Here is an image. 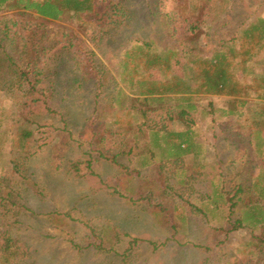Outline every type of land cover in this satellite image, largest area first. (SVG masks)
I'll use <instances>...</instances> for the list:
<instances>
[{
  "label": "rangeland",
  "instance_id": "rangeland-1",
  "mask_svg": "<svg viewBox=\"0 0 264 264\" xmlns=\"http://www.w3.org/2000/svg\"><path fill=\"white\" fill-rule=\"evenodd\" d=\"M127 8V25L108 35H98V31L113 26L114 16L109 10L100 23H88L85 34L75 25L62 24L79 36L73 42L93 51L105 66L108 79L100 88L96 79L85 80L74 73V52L57 51L46 60L40 86L46 88L52 111L41 109L42 113L34 117L38 125L31 148L36 150L22 164V176L12 173L11 181L0 183V197L6 196L11 186L15 192V204L8 197L0 209V235L7 232L23 245L25 254L19 264H229L234 259L239 264H264V244L242 249L247 240L242 230L230 232L228 237L220 234L223 242L211 244L210 226H216L218 220L205 223L199 215L189 213L187 231L173 232L157 222L148 200H135L137 197L124 189L126 182H117L136 161L127 151L132 141L124 145L119 121L141 119L132 111L111 114L108 96L113 91L110 89L122 85L118 61L129 46L145 40L159 48H174L181 62L188 61L191 53L210 57L215 50L230 45L233 37L240 46V29L264 18V0H129ZM173 12L190 20L199 18L202 35L189 38L187 32L171 36L166 22ZM17 18L21 17L14 12H0V37L4 24ZM54 22L44 24L50 34L58 30ZM254 52L255 70H264V46ZM15 88L12 85L0 92V117L9 120L3 125L6 134L0 138V176L4 173L8 179L9 171L4 169L8 164L3 170L1 165L11 154L10 138L17 129L20 108L10 92ZM193 98L198 105L191 114L197 139L203 142L209 157L220 161L229 186L248 183V168L258 158L245 134L253 112L264 109V100L248 97L241 116H221L219 110L230 107V96L197 93ZM183 121L176 118L172 127L184 128ZM123 149L125 152H121ZM239 158L244 162L237 169L238 163L232 161ZM198 178L194 191L189 185L183 187L184 198L194 201L200 197L197 189H205L206 177ZM248 197L249 193L241 195L232 220L240 215L241 202Z\"/></svg>",
  "mask_w": 264,
  "mask_h": 264
},
{
  "label": "trees",
  "instance_id": "trees-1",
  "mask_svg": "<svg viewBox=\"0 0 264 264\" xmlns=\"http://www.w3.org/2000/svg\"><path fill=\"white\" fill-rule=\"evenodd\" d=\"M128 4L129 0H0V12L6 10L21 17L9 20L10 24L6 22L0 37V92L16 85L10 92L15 94L20 108L15 120L17 129L10 138L11 154L1 165L2 169L8 164L4 169L9 171V179L3 173L0 183L11 181L12 173L21 177L22 164L36 150L31 148L35 143L34 129L38 125L34 117L42 113L41 109L52 111L49 95L40 83L46 60L54 52H74V73L85 80L96 79L100 88L105 87L108 79L105 66L93 56V51L73 42V38L77 42L79 36L63 27L65 22L85 34L88 23H100L106 12L111 11L113 26L98 31V35H108L127 25L130 18ZM172 16L165 15L170 18L166 25L171 36L178 37L187 32L189 38L202 35L199 18L190 20L176 13ZM27 17L32 18L33 23ZM52 20L57 21L54 25L62 30L61 33L57 30L50 34L46 26L45 29L44 24ZM240 31L243 39L240 46L235 44L233 37L230 45L224 42L227 47L215 50L210 57L191 53L186 62L180 61L177 49L159 48L145 40L133 44L122 52L118 61L122 85L110 89L113 91L108 96L111 114L118 111L126 115L132 111L141 119L119 121L124 145L132 141L133 146L127 151L136 161L133 168L118 176L117 182H126L124 189L135 195V200H148L153 207L152 215L167 229L187 231L188 214L199 215L205 223L219 222L210 226L211 244L223 242L218 238L220 234L228 237L230 232L242 230L243 237H247L242 249H246L254 243L264 244V109L253 112L252 126L245 134L258 158L256 162L251 161L248 168L250 173L246 180L250 181L233 186L226 182L220 161L209 157L207 148L197 139L195 121L191 117L198 107L193 98L197 93L230 96V107L221 108V116H241L248 97L264 100V70L257 71L254 66L257 55L254 50L264 46V18L251 21ZM68 32L70 35L67 36ZM176 118L185 121L184 128L172 127ZM7 121L0 117V138L4 136L3 125ZM121 152H125L124 149ZM238 154L244 157L242 151ZM2 155L0 152V158ZM112 158L115 159L116 154ZM235 162L240 169L244 160L232 161ZM255 168H259L258 171L252 172ZM146 169L152 172L146 174ZM203 176L206 177L205 189H197L200 197H195L194 201L184 198L183 187L190 186L194 191L195 180ZM243 193H249L248 200L241 202L240 215L232 220ZM14 194L11 186L7 195L0 197V209L8 197L11 204H15ZM155 197L156 202H152ZM6 233L0 235V264H19L25 254L24 247ZM229 264L239 263L234 259Z\"/></svg>",
  "mask_w": 264,
  "mask_h": 264
}]
</instances>
